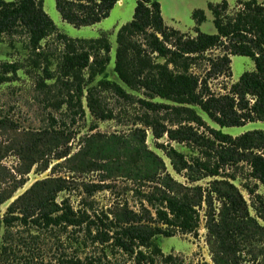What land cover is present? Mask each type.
<instances>
[{"label": "trees", "instance_id": "16d2710c", "mask_svg": "<svg viewBox=\"0 0 264 264\" xmlns=\"http://www.w3.org/2000/svg\"><path fill=\"white\" fill-rule=\"evenodd\" d=\"M119 1L56 0L62 17L76 26L102 21ZM209 8L216 32L201 31L207 16L204 9L197 8L193 11L197 34L191 36L165 22L158 0H136L133 19L117 33L114 70L120 83L109 77L112 43L106 35L72 38L60 32L44 9V0H0V34L10 36L13 44L16 35L25 37L31 62L38 68L40 87L57 90L52 100L56 109L66 108L74 121L77 116L85 117L86 108L99 120L113 119L117 114L108 107L106 92L133 102L134 92L143 91L149 99H137L145 108L138 123L151 127L156 138L167 134L169 140L206 149L202 150L203 155L189 160L170 147L168 156L175 170L188 169L199 175L195 178L190 174L191 180L220 177L212 180L206 190L200 185L190 187L178 182L167 172L164 160L147 147L146 129L137 128L131 138L122 139L115 134L101 137L95 133L86 138V147L71 154L60 148L64 132L45 128L39 139L22 147L21 156L26 163L21 176L38 163V145L42 143L46 147L43 157L48 150L57 148L56 159L64 158L68 165L114 163L129 169L127 176L156 184L155 190H140L147 203L144 212L124 207L112 212L92 208V213L84 206L92 207L88 200L76 208L68 197L59 198L61 192L72 188L67 177L39 179L16 195L26 180L12 174L10 186L0 190V207L11 200L0 217V233L3 231L4 236L0 264H17L22 259L38 264L32 255H22L30 254L42 235L50 232L57 237L60 264H103L101 258L79 256L91 246L109 248L113 255L127 256L133 264H191L165 254L157 238L174 235L177 230L197 231L203 202L210 217L209 240L216 264H243L246 256H254L255 261L257 247L264 257V225L250 214L247 200L234 182L236 175L227 172L231 167L247 164L249 176L264 186V130L233 136L211 128L195 108L199 106L221 127L264 121V2L238 0L236 10L231 11L229 2L222 0L209 2ZM52 43L59 45L57 54L50 50ZM215 48L223 53L217 57L206 55ZM232 55L252 57L255 69L245 71L228 92L216 94L209 81L232 76ZM203 58L210 67L205 76H199L193 66ZM19 67L17 62H4L0 82L9 80L10 73H16ZM47 80L53 83L48 84ZM157 97L170 103L154 101ZM96 127L93 125L92 130ZM202 127L210 134L200 132ZM129 154L139 159L132 163ZM46 165L44 169L49 167ZM256 187L245 185L258 217L264 220V195ZM87 190L90 194L95 191L90 187ZM215 200L221 204L218 213ZM64 234L65 239L73 241L70 247L75 245L73 253L65 247Z\"/></svg>", "mask_w": 264, "mask_h": 264}, {"label": "rangeland", "instance_id": "374dc122", "mask_svg": "<svg viewBox=\"0 0 264 264\" xmlns=\"http://www.w3.org/2000/svg\"><path fill=\"white\" fill-rule=\"evenodd\" d=\"M11 1V0H8ZM161 3L162 15L165 22L176 29L186 32L191 36H196L195 21L193 19V11L197 8L204 9L207 19L201 25V31L207 33H215L216 27L214 24V15L209 8V2H221L222 0H158ZM231 6V11L236 10L238 0H227ZM264 2V0H260ZM136 0H120L111 10L110 15L102 21L92 25L76 26L65 20L57 8L56 0H44V9L53 19L58 27V30L67 34L72 38H96L101 35H106L111 43V61L108 65L109 77L121 83L114 70L115 56L117 49V33L125 23L131 21L134 16ZM25 37L22 35L15 36V44L12 43L11 37L6 34H0V72L4 62H17L19 69L16 73H10V79L0 82V120L4 124H0V190L10 186L13 180L12 174L18 178L26 180L23 187L19 188L17 194L22 193L29 188L35 181L44 179L50 176H62L71 180L72 188L69 191H64L59 194V198L68 197L76 208L83 206L84 202L92 203L85 204L96 210H110L111 212L117 209L128 207L131 210L142 211L144 204V196L139 193L140 190L150 192L155 190V185L149 181L140 182L138 179H133L127 176L129 169L120 167L114 163H100L98 166L85 165L80 163L68 165L63 159H56V149L48 150L43 157L41 154L46 147L40 143L38 148L40 153L37 155L38 163L35 164L31 171L21 176L20 170L25 168V161L22 158V147L32 142V139L42 136V130L45 128H53L56 131L64 132L65 137L62 138L61 150H69L71 154L77 153L79 150L86 147L89 136L97 133L101 137L116 135L117 138H131L132 133L137 129H146V145L147 147L158 154L165 162L167 172L178 182L186 186H202L204 190L209 188L211 181L220 177L206 176L197 180H191L190 174L195 176L192 170H183L178 172L175 170L171 159L168 156L170 147L184 153L187 159L192 160L194 156L203 155L202 150L205 147H198L190 142H178L169 140L167 134L164 137L156 138L153 134V129L144 125L138 120L139 116L144 113L145 108L140 104L138 98H147L143 91L134 92L135 100L133 102L116 96L111 92H106L107 105L113 109L117 116L113 119L99 120L95 118L86 108L85 117L77 116L74 121L71 118L70 111L66 108L56 109L52 100L56 98L57 90L53 87H40V75L33 63L31 62L30 51L25 45ZM58 44L52 43L50 50L55 54L58 53ZM223 53L222 49L215 48L206 53L207 56L217 57ZM232 76L213 77L209 81V86L216 94L228 92L231 85L236 82L245 71L255 69V62L252 57L244 55H232ZM209 63L206 59H200L194 66L193 71L199 76H205L209 70ZM48 84H52L53 80H47ZM154 101H170L162 98H155ZM86 105V102L84 103ZM197 111L202 115L207 125L211 128L221 129L225 133L233 136L240 135L249 130L262 129L264 130V121H253L243 126H225L221 127L212 120L199 106H195ZM53 117L55 121H53ZM167 122V121H166ZM168 123V122H167ZM51 124L54 126L52 127ZM97 127L92 130V126ZM200 132L210 134L204 127ZM98 137V136H97ZM42 142V141H41ZM202 148V149H201ZM41 154V155H40ZM126 156V155H125ZM131 158V162L135 163L139 159L136 155H127ZM47 169L45 168V164ZM106 164H109L106 165ZM230 167V166H229ZM236 175L234 182L243 192L245 199L249 205V211L252 216H255L261 224L264 225V220L258 217L256 210L253 207V201L245 188L246 184L257 186L258 192L264 195V186L256 179L249 176L250 168L247 164L242 167H231L227 169ZM202 175V172H199ZM189 175V176H188ZM193 176V177H194ZM199 175L195 176L198 178ZM87 187L95 189L90 194ZM101 188V189H100ZM100 189V190H97ZM11 200L2 204L0 207V217H3L8 204ZM220 202L215 200L217 213L219 212ZM200 226L195 232H182L177 230L174 235L158 236L162 251L165 254H173L186 263L191 264H216L214 252L209 240V215L207 205L203 202L199 207ZM66 238L64 234L63 239ZM3 231L0 233V250L4 242ZM71 240L65 239V247L68 252L73 253L75 245L71 246ZM33 253H24L22 256L32 255L38 264H60L58 257L60 250L58 247L57 237L53 232L43 234L39 239ZM257 247L255 253L256 260L252 257H244L243 264H264L263 255L258 253ZM87 247L79 252V256L85 258L87 255L102 259L103 264H133V260L127 256L116 255L109 248ZM97 264V262H95ZM2 264H8L7 262ZM28 264L25 259L21 263ZM100 264V263H99Z\"/></svg>", "mask_w": 264, "mask_h": 264}]
</instances>
